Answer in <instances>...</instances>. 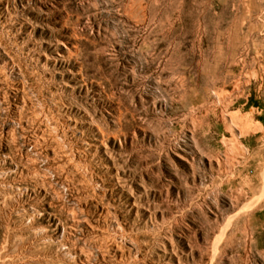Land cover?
Returning a JSON list of instances; mask_svg holds the SVG:
<instances>
[{"label":"rangeland","instance_id":"obj_1","mask_svg":"<svg viewBox=\"0 0 264 264\" xmlns=\"http://www.w3.org/2000/svg\"><path fill=\"white\" fill-rule=\"evenodd\" d=\"M0 264H264V0H0Z\"/></svg>","mask_w":264,"mask_h":264}]
</instances>
